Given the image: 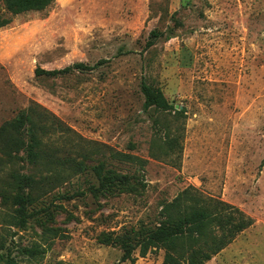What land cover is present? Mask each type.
<instances>
[{
	"label": "rangeland",
	"instance_id": "1",
	"mask_svg": "<svg viewBox=\"0 0 264 264\" xmlns=\"http://www.w3.org/2000/svg\"><path fill=\"white\" fill-rule=\"evenodd\" d=\"M10 19L0 30V128L35 104L71 131L56 146L89 157L23 229L3 223L0 206V264L9 253L18 264H130L102 241L151 226L185 190L252 222L206 264H264V0H54ZM151 31L162 37L145 50ZM100 61L82 74H34ZM142 79L174 110L143 111ZM104 151L105 170L129 185L93 197Z\"/></svg>",
	"mask_w": 264,
	"mask_h": 264
},
{
	"label": "trees",
	"instance_id": "2",
	"mask_svg": "<svg viewBox=\"0 0 264 264\" xmlns=\"http://www.w3.org/2000/svg\"><path fill=\"white\" fill-rule=\"evenodd\" d=\"M53 3L54 0H2L7 18H0V30L11 23L10 17L43 12ZM161 37L159 32L151 31L145 50L153 47ZM106 63L100 61L91 67L77 63L53 71L36 69L34 74L36 78L55 79L72 73L91 72ZM140 93L143 97V111L174 110L163 93L150 87L144 79L140 82ZM175 114L183 116V110H175ZM70 133L53 115L35 104L1 126L0 206L9 212L2 217L6 226L23 229L30 221L46 215L47 209L39 208L43 198L82 172L80 162L89 157L85 155V149L80 147L72 157L71 150L61 149L53 141L62 137L63 143L68 144ZM101 157L104 162L93 168L96 186L88 189L93 197L129 185L127 177L110 176L112 172L105 170L108 157L105 151ZM119 157L130 159L122 155ZM77 158H81V161L77 162ZM112 158L110 153L109 159ZM78 195L82 194L60 198L71 200ZM158 219L151 226H142L137 231L131 230L114 237L110 234L102 244L121 251L120 263L134 264L137 258L142 259L156 250H162V264H206L252 226L251 220L237 209H231L220 201L203 199L190 190L183 191L165 204ZM4 249V237L0 236V252ZM21 253L32 256L35 252L23 249ZM135 253L137 256H134ZM4 264L18 263L9 253Z\"/></svg>",
	"mask_w": 264,
	"mask_h": 264
}]
</instances>
